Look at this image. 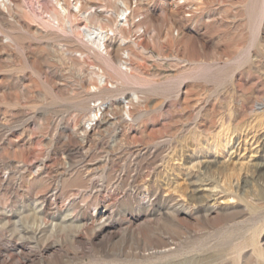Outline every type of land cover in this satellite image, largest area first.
<instances>
[{"label": "rangeland", "instance_id": "obj_1", "mask_svg": "<svg viewBox=\"0 0 264 264\" xmlns=\"http://www.w3.org/2000/svg\"><path fill=\"white\" fill-rule=\"evenodd\" d=\"M263 110L264 0H0V264H264Z\"/></svg>", "mask_w": 264, "mask_h": 264}, {"label": "bare ground", "instance_id": "obj_2", "mask_svg": "<svg viewBox=\"0 0 264 264\" xmlns=\"http://www.w3.org/2000/svg\"><path fill=\"white\" fill-rule=\"evenodd\" d=\"M4 6H5V4H4ZM62 8H63V7H62ZM60 10H61V9H60ZM64 10H65V9H64ZM190 11H191V10H190ZM60 12H62V11H60ZM203 12H204V11H203ZM62 13H63V12H62ZM196 13H198V12H196ZM189 14H190V13H189ZM191 14H192V13H191ZM191 14H190V15H191ZM198 14H199V13H198ZM202 14H203V13H202ZM190 15H189V16H190ZM192 15H193V14H192ZM204 15H205V14H204ZM93 16H94V15H93ZM219 16H221V15H219ZM65 17H66V16H65ZM221 17H223V16H221ZM58 18H59V16L55 14V18H54V19H56V20L58 21ZM84 18H85V17H84ZM87 19H88V18H87ZM87 19H86V20H87ZM211 19H212V18H211ZM48 20H49V19H48ZM98 20H99V19H97V21H98ZM229 20H230V19H229ZM50 21H52V20H50ZM204 21H205V20H204ZM225 21H227V20H225ZM54 22H55V21H54ZM100 22H101V20H100ZM100 22H99V25H100V24L102 25V23H100ZM127 22H129V20H128ZM228 22H229V21H228ZM51 23H52V22H51ZM144 23H145V22H144ZM219 23H220V22H219ZM115 24H116V23H115ZM138 24H139V23H138ZM57 25H58V24H57ZM140 25H142V24H140ZM87 26H88V25H87ZM116 26H117V25H116ZM118 26H119V25H118ZM230 26H231V25H230ZM88 27H89V26H88ZM113 27H114V26H113ZM237 27H238V26H237ZM57 28H58V27H57ZM79 28H80V27H79ZM86 28H87V27H86ZM104 28H105V27H104ZM129 28H130V27H129ZM69 29H70V28H69ZM82 29H83V28H82ZM89 29H92V27L89 28ZM106 29H107V27H106ZM106 29H105V31H106ZM124 29H125V28H124ZM108 30H109V29H108ZM163 30H164V29H163ZM80 31H81V30H80ZM80 31H79V32H80ZM93 31H94V30H93ZM117 31H118V30H117ZM125 31H126V30H125ZM157 31H158V30H157ZM71 32H72V31H71ZM73 32H75V31H73ZM90 32H91V31H90ZM94 32H95V31H94ZM103 32H104V30H103ZM126 33H127V32H126ZM167 33H168V32H167ZM77 34H78V33H77ZM100 34H101V33H100ZM118 34H119V32H118ZM118 34H117V35H118ZM158 34H159V31H158ZM169 34H170V33H169ZM84 35H85V34H83V36H84ZM88 35H89V33H88ZM88 35H87V36H88ZM94 35H95V34H94ZM97 35H99V34H97ZM105 35H106V33H105ZM107 35H108V34H107ZM114 35L116 36V34H114ZM160 35H161V34H160ZM177 35H178V34H177ZM74 36H75V35H74ZM91 36H92V35H91ZM158 36H159V35H158ZM168 36H169V35H168ZM75 37H76V36H75ZM77 37H78V36H77ZM159 37H160V36H159ZM163 37H164V36H163ZM83 38H84V37H83ZM89 38H90V37H89ZM93 38H94V37H93ZM120 38H121V37H120ZM157 38H158V37H157ZM167 38H169V37H167ZM80 39H81V38H80ZM86 39H87V38H86ZM170 39H171V38H170ZM170 39H169V41H166V42H168V43H169V42H172V40L170 41ZM73 40H74V39H73ZM73 40H71V41H73ZM126 40H127V39H125L124 41H126ZM165 40H166V39H165ZM74 41H75V40H74ZM158 41H159V40H158ZM67 42H69V41H67ZM86 42L88 43V40H87ZM91 42H93L97 47H101V46H103V47H104L103 49H105V50H106V47L109 46L110 51L108 52V55H109L108 58H109L111 64H112V62H115L116 60H118V58L120 59L119 52H120V51L123 52V50L125 49V48H123V47L121 48V46H120V47H118V46H114V44H111V43H108V42L105 43V42H104V38H103L102 35H101L97 40H94V41H91ZM159 42H160V41H159ZM164 42H165V41H164ZM184 42H186V41H184ZM136 43H137V42H136ZM68 44H69V43H68ZM89 44H90V43H89ZM91 44H92V43H91ZM91 44H90V45H91ZM166 44H167V43H166ZM122 45H123V44H122ZM185 45H186V44H185ZM70 46H71V45H70ZM91 46H92V45H91ZM140 46H141V45H140ZM162 46H163V45H162ZM164 46H166V45H164ZM189 46H190V45H189ZM214 46H215V45H214ZM166 47H167V46H166ZM183 47H184V46H183ZM190 47H191V46H190ZM70 48H72V47H70ZM138 48H139L138 50H140V47H138ZM141 48L143 49V47H141ZM168 48H170V47H168ZM180 48H181V47H180ZM184 48H185V47H184ZM193 48H194V47H193ZM217 48H218V47H216V49H217ZM100 49H101V48H99V50H100ZM186 49H187V48H186ZM214 49H215V48H214ZM226 49H227V48H226ZM232 49H234L233 46H232ZM232 49H231V50H232ZM71 50H73V49H71ZM180 50H181V49H180ZM188 50H189V49H188ZM234 50H235V49H234ZM69 51H70V50H69ZM96 51H97V50H96ZM101 51L103 52V50H101ZM124 51H125V50H124ZM189 51H191V50H189ZM189 51H188V52H189ZM73 52H75V51H73ZM102 52H101V53H102ZM125 52H126V51H125ZM138 52H139V51H138ZM170 52H171V50H170ZM183 52H184V51H183ZM186 52H187V50H186ZM188 52H187V53H188ZM192 52H193V51H192ZM249 52H250V51H249ZM98 53L100 54V52H98ZM106 53H107V52H106ZM106 53H105V54H106ZM194 53H195V52H194ZM233 53H234V52H233ZM233 53H232V54H233ZM138 54H140V53H138ZM196 54H197V53H196ZM228 54H229V53H228ZM249 54H250V53H249ZM251 54H252V53H251ZM74 55H75V54H74ZM77 55H79V54L77 53ZM95 55H96V54H95ZM100 55H101V54H100ZM129 55H131L130 52H129ZM158 55H159V54H158ZM181 55H182V54H181ZM253 55H255V54L253 53ZM72 56H73V55H72ZM104 56H105V55H104ZM124 56H125V55H124ZM126 56H127V55H126ZM160 56H162V54H161ZM174 56H175V55H174ZM184 56H185V55H184ZM218 56H219V55H218ZM78 57H79V56H78ZM137 57H138V56H137ZM180 57H182V56H180ZM180 57H179V58H180ZM185 57H186V56H185ZM185 57H184V58H185ZM187 57H188V56H187ZM230 57H231V55H230ZM241 57H242V56H241ZM71 58H73V57H71ZM74 58H75V57H74ZM76 58H77V57H76ZM100 58H101V56H100ZM122 58H123V57H122ZM126 58H127V57H126ZM175 58H176V57H175ZM184 58H183L182 60H184ZM188 58H189V57H188ZM211 58H212V57H211ZM244 58H245V57H244ZM79 59H80V57H79ZM101 59H102V58H101ZM129 59H130V58H129ZM176 59H177V58H176ZM180 59H181V58H180ZM214 59H215V58H214ZM252 59H253V58H252ZM72 60H74V59H72ZM242 60H243V59H242ZM126 61H129V60H126ZM135 61H136V60H135ZM137 61H138V60H137ZM137 61H136V62H137ZM184 61H185V60H184ZM186 61H187V60H186ZM211 61H212V60H211ZM217 61H218V58H217ZM238 61H239V59H238ZM249 61H250V59H249ZM75 62H76V61H75ZM140 62H141V61H139V63H140ZM206 62H208V61H206ZM209 62H210V61H209ZM209 62H208V63H209ZM124 63H125V62H124ZM139 63H138V64H139ZM143 63H144V62L142 61L141 64H140V66H141ZM208 63H206V64H208ZM211 63H212V62H211ZM246 63H247V62H246ZM113 64H115V63H113ZM113 64H112V66H113ZM119 64H120V63H119ZM130 64H131V63H130ZM103 65H104V64H103ZM107 65H108V64H107ZM124 65H125V64H124ZM131 65H132V64H131ZM143 65H144V64H143ZM212 65H213V64H212ZM105 66H106V65H105ZM135 66H136V65H135ZM209 66H210V64H209ZM124 67H125V66H124ZM133 67H134V66H133ZM118 68H120V67H118ZM125 68H126V67H125ZM125 68H124V69H125ZM103 69H104V68H103ZM141 69H142V68H141ZM144 69H146V68H144ZM244 69H245V68H244ZM107 70H108V71H112V70H109V69H107ZM122 70H123V69H122ZM122 70H119V71L121 72ZM125 70H126V69H125ZM138 70H139V69H138ZM113 71H114V70H113ZM113 71H112V72H113ZM142 71H143V70H142ZM145 71H146V70H145ZM103 72H104V71H103ZM126 72H127V71H126ZM132 72H133V71H132ZM138 72H139V71H138ZM115 73H116V72H115ZM115 73H114V74H115ZM123 73H124V70H123ZM129 73H130V69H129ZM141 73H142V72H141ZM141 73L139 72L138 74H140V76H141ZM245 73H246V70H245ZM109 74H110V72H109ZM111 74H113V73H111ZM93 75H94V74H93ZM104 76H105V75H104ZM123 76H124V75H123ZM247 77H248V76H247ZM100 78H103V77L100 76ZM120 78H121V77H120ZM120 78H119V79H120ZM130 78H132V76H131ZM122 79H123V77H122ZM126 79H127V78H126ZM248 79H249V78H248ZM123 80H124V79H123ZM183 80L185 81V79H183ZM124 81H125V80H124ZM100 82H101V80H100ZM110 82H111V81H110ZM110 82L107 81V83H110ZM101 83H102V82H101ZM104 83H105V82H104ZM155 83H156V82H155ZM99 84H100V83H99ZM111 84H112V83H111ZM111 84H110V86H111ZM151 84H152V83H151ZM188 85H189V83H188ZM188 85H186V86H188ZM190 85H191V84H190ZM90 86H91V88H92L93 85H90ZM104 86H106V85H104ZM107 86H108V85H107ZM107 86H106V87H107ZM113 86L116 87V85H113ZM147 86H148V85H146L145 87H147ZM150 86H151V85H150ZM150 86H148V88H149ZM186 86H185V88H186ZM140 87H142V86H140ZM152 87H153V86H152ZM178 87H179V85H178ZM180 87H181V86H180ZM188 87H189V86H188ZM107 88H108V87H107ZM150 88H151V87H150ZM194 88H195V86H194ZM94 89H95V88H94ZM134 89H135V88H134ZM177 89H178V88H177ZM187 89H188V88H187ZM90 90H91V89H90ZM102 90H104V89H102ZM135 90H136V89H135ZM147 90H148V89H147ZM150 90H151V89H150ZM251 90H252V89H251ZM141 91H142V90H141ZM185 91H187V90L185 89ZM98 92H99V91H98ZM134 92H135V91H134ZM137 92H139V91L137 90ZM181 92H182V91H181ZM250 92H251V91H250ZM252 92H253V90H252ZM86 93H87V92H86ZM123 93H124V92H123ZM128 93H129V92H128ZM135 93H136V92H135ZM227 93H228V92H227ZM229 93H230V92H229ZM137 94H138V93H137ZM178 94H179V93H178ZM183 94H184V92H183ZM225 94H226V93H225ZM242 94H243V93H242ZM242 94H241V95H242ZM244 94H245V93H244ZM251 94H252V93H251ZM251 94H250V95H251ZM99 95H100V94H99ZM103 95H104V94H102L101 96H103ZM134 95H135V94H134ZM202 95H204V91H203V94H202ZM205 95H206V94H205ZM235 95H236V94H235ZM237 95L240 96V94H237ZM246 95H247V94H246ZM90 96H91V98L93 97V95H90V94H89L88 98H90ZM199 96H200V93H199ZM86 97H87V96H85V97H83V98H86ZM189 97H190V96H189ZM191 97H193V96L191 95ZM201 97L203 98L204 96H201ZM241 97H243V96H241ZM241 97H240V98H241ZM244 97H245V96H244ZM118 98H119V97H118ZM144 98H145V97H144ZM183 98H184V97H183ZM185 98H186V97H185ZM193 98H194V97H193ZM196 98H198V97H196ZM202 98H201V102L203 101ZM206 98H207V97H206ZM86 99H87V98H86ZM114 99H115V98H114ZM139 99H140V98H139ZM186 99H187V98H186ZM83 100H84V99H83ZM97 100H98V98H97ZM97 100H95V101H97ZM140 100H141V99H140ZM241 100H242V99H241ZM87 101H89V99H88ZM98 101H99V100H98ZM104 101H105V100H104ZM104 101H103V102H104ZM129 101H130V100H129ZM143 101H144V100H143ZM146 101H147V100H145L144 102H146ZM199 101H200V99H199ZM205 101H206V100H205ZM242 101H243V100H242ZM83 102H84V101H83ZM101 102H102V100H101ZM101 102H100V103H101ZM141 102H142V101H141ZM141 102H140V104H142ZM201 102H200V103H201ZM240 102H241V101H240ZM100 103H99V104H100ZM183 103H184V102H183ZM191 103H193V102H191ZM194 103H195V101H194ZM194 103H193V104H194ZM252 103H253V100H252ZM96 104H98V103H96ZM120 104H121V103H120ZM145 104H146V103H145ZM206 104H207V103H206ZM250 104H251V102H250ZM261 104H262V103H261ZM116 105H117V104H116ZM143 105H144V104H143ZM146 105H147V104H146ZM184 105H187V104H184ZM102 106H104V105H102ZM102 106H101V107H102ZM109 106H110V105H109ZM119 106H120V105H119ZM187 106H188V105H187ZM191 106H192V105H191ZM191 106H188V107H191ZM235 106H236V105H235ZM121 107H122V106H121ZM126 107H128V106L126 105ZM139 107H141V106H139ZM203 107H204V106H203ZM237 107H238V106H237ZM247 107H248V105H247ZM250 107H251V106H250ZM260 107H261V105H260ZM106 108H107V107H106ZM114 108H115V107H114ZM124 108H125V107H124ZM131 108H132V107H131ZM194 108H195V107H194ZM219 108H220V107H219ZM110 109H111V108H110ZM116 109L118 110L119 108L117 107ZM140 109H141V108H140ZM188 109H189V108H188ZM200 109H201V108H200ZM210 109H211V108H209V110H210ZM242 109H243V108H242ZM256 109H257V108H256ZM97 110H98V109H97ZM104 110H105V109H104ZM135 110H136V109H135ZM185 110H186V109H185ZM217 110H218V109H217ZM217 110L215 109L213 112H215V111H217ZM238 110H239V109H238ZM257 110H258V109H257ZM102 111H103V110H102ZM106 111H107V110H106ZM143 111H144V110H143ZM187 111H188V110H187ZM211 111H212V110H211ZM242 111H243V110H242ZM253 111H254V110H253ZM263 111H264V110H263ZM107 112H108V111H107ZM107 112H106V113H107ZM111 112H112V111H111ZM120 112H121V111H120ZM124 112L126 113V111H124ZM127 112H128V111H127ZM136 112H137V111H136ZM145 112H146V111H145ZM189 112H190V111H189ZM191 112H192V111H191ZM196 112H197V111H196ZM247 112H248V111H247ZM257 112H258V111H257ZM102 113H103V112H102ZM125 113H124V114H125ZM207 113H210V112L207 111ZM211 113H212V112H211ZM234 113H235V112H234ZM242 113L245 114V112H242ZM242 113H240V114H242ZM99 114H100V113H99ZM109 114H110V113H109ZM135 114H137V113H135ZM187 114H188V113H187ZM199 114H200V111H199ZM213 114H215V113H213ZM216 114H218V113H216ZM216 114H215V115H216ZM240 114H238V115H240ZM247 114H248V113H247ZM253 114H254V113H253ZM95 115H97V113H96ZM120 115H121V114H120ZM185 115H186V114H184V116H185ZM210 115H211V114H210ZM222 115H223V114H222ZM224 115H225V114H224ZM230 115H231V114H230ZM233 115H234V114H233ZM235 115H236V114H235ZM254 115H255V114H254ZM109 116H110V115H109ZM116 116H117V115H116ZM133 116H135V115H133ZM137 116H138V114H137ZM187 116H188V115H187ZM191 116H192V115H191ZM205 116H207L206 113H205ZM213 116H214V115H213ZM219 116H220V115H219ZM219 116H218V117H219ZM226 116H227V114H226ZM236 116H237V115H236ZM252 116H253V115H252ZM89 117H90V115H89ZM135 117H136V116H135ZM174 117H175V116H174ZM203 117H204V116H202V118H203ZM221 117H223V116H221ZM232 117H233V116H232ZM242 117H244V116H242ZM242 117H240V118H242ZM246 117H247V116H246ZM105 118H106V117H105ZM137 118H138V117H137ZM179 118H180V117H179ZM184 118H186V117H184ZM204 118H205V117H204ZM204 118H203V119H204ZM207 118H208V117H207ZM229 118H230V117H229ZM234 118H235V117H234ZM234 118H232V119H234ZM97 119H98V116H97ZM117 119H118V118H117ZM132 119H133V118H132ZM175 119H176V118H173V120H175ZM196 119H197V118H196ZM215 119H217V117H215ZM232 119H231V120H232ZM238 119H239V118H238ZM118 120H119V119H118ZM182 120H184V119L182 118ZM218 120H219V119H218ZM235 120H237V119L235 118ZM241 120H242V119H241ZM92 121H94V120H92ZM95 121H96V120H95ZM98 121H100V119H99ZM105 121H106V120H105ZM123 121H125V120H123ZM184 121H186V120H184ZM187 121H188V120H187ZM205 121H206V120H205ZM224 121H225V120H224ZM226 121H227V120H226ZM263 121H264V120H263ZM102 122H103V121H102ZM108 122H109V121H108ZM126 122H127V121H126ZM180 122H181V121H180ZM206 122H207V121H206ZM218 122H219V121H218ZM229 122H230V121H229ZM234 122H235V121H234ZM112 123H113V122H112ZM122 123H123V122H122ZM124 123H125V122H124ZM127 123H128V122H127ZM134 123H136V122H134ZM171 123H172V122H171ZM187 123H188V122H187ZM187 123H186V124H187ZM194 123H195V121H194ZM210 123H211V122H210ZM220 123H221V122H220ZM256 123H257V122H256ZM94 124H95V123H94ZM100 124H101V123H100ZM114 124H115V122H114ZM129 124H130V123H129ZM131 124H132V123H131ZM131 124H130V125H131ZM182 124H183V122H182ZM186 124H185V125H186ZM195 124H196V123H195ZM206 124H207V123H206ZM218 124H219V123H218ZM233 124H234V123H233ZM260 124H261V123H260ZM260 124H259V126H260ZM96 125H97V123H96ZM112 125H113V124H112ZM124 125H125V124H124ZM178 125H179V124H178ZM201 125H203V123H202ZM215 125L217 126V124H215ZM221 125H222V124H221ZM224 125H225V124H224ZM224 125H223V126H224ZM231 125H232V124H231ZM256 125H257V124H256ZM263 125H264V124H263ZM104 126H105V125H104ZM109 126H110V125H109ZM135 126H136V125H135ZM141 126H142V125H141ZM207 126H208V125H207ZM234 126L237 127V125H234ZM252 126H253V125H252ZM90 127H91V126H90ZM107 127H108V124H107ZM114 127H115V126H114ZM121 127H122V126H121ZM204 127H205V126H204ZM224 127H225V126H224ZM239 127H240V126H239ZM260 127H261V126H260ZM133 128H134V127H133ZM136 128H137V127H136ZM142 128H143V127H142ZM183 128H184V127H183ZM195 128H196V127H195ZM198 128H199V127H198ZM198 128H197V129H198ZM208 128H209V127H208ZM220 128H221V127H220ZM80 129H81V128H80ZM86 129H87V128H86ZM100 129H101V128H100ZM100 129H99V130H100ZM103 129H105V128L103 127ZM106 129H107V128H106ZM111 129H112V126H111ZM121 129H122V128H121ZM138 129H139V128H138ZM204 129H205V128H204ZM212 129H213V127H212ZM84 130H85V129H84ZM122 130H123V129H122ZM128 130H129V129H128ZM172 130H174V129H172ZM178 130H179V129H178ZM215 130H216V129H215ZM215 130L213 129V131H215ZM82 131H83V130H82ZM89 131H90V130H89ZM93 131H94V130H93ZM102 131H103V130H102ZM110 131H111V130H110ZM110 131H109V132H110ZM125 131H127V130H125ZM209 131H210V130H209ZM211 131H212V130H211ZM216 131H218V130H216ZM253 131H254V129H253ZM84 132H85V131H84ZM97 132H98V131H97ZM123 132H124V131H123ZM123 132H122L121 134H123ZM128 132H130V131H128ZM145 132H147V131H145ZM153 132H154V131H153ZM177 132H178V131H177ZM180 132H182V131H180ZM194 132H195V131H194ZM249 132H250V130H249ZM79 133H80V132H79ZM101 133H102V132H101ZM113 133H115V131H114ZM124 133H125V132H124ZM147 133H148V132H147ZM151 133H152V132H151ZM209 133H212V132H209ZM209 133H208V135H209ZM229 133H230V132H229ZM229 133H228V134H229ZM253 133H254V132H253ZM259 133H260V132H259ZM80 134H81V133H80ZM85 134H86V133H85ZM87 134H88V133H87ZM121 134H120V135H121ZM153 134H154V133H153ZM165 134H166V133H165ZM174 134H175V133H174ZM222 134H223V133H222ZM232 134H233V133H232ZM250 134H251V132H250ZM262 134H263V133H262ZM82 135H84V134H82ZM93 135H94V134H93ZM96 135H97V134H96ZM144 135L146 136V134H144ZM147 135H148V134H147ZM159 135H160V134H159ZM166 135H168V134H166ZM172 135H173V134H172ZM210 135H211V134H210ZM215 135H216V133H215ZM230 135H231V134H230ZM254 135H257V134L254 133ZM110 136H111V135H110ZM110 136H109V137H110ZM123 136H124V135H123ZM170 136H171V135H170ZM249 136H250V135H249ZM251 136H252V135H251ZM119 137H121V136H119ZM126 137H127V136H126ZM140 137H142V136H140ZM143 137H144V136H143ZM146 137H147V136H146ZM159 137H160V136H159ZM163 137H164V136H163ZM163 137H161V138H163ZM217 137H218V136H217ZM217 137H215V138H217ZM222 137H223V136H222ZM222 137H221V138H222ZM225 137H226V135H225ZM255 137H256V136H255ZM257 137H258V136H257ZM257 137H256V138H257ZM81 138H82V137H81ZM94 138H95V137H94ZM116 138H117V137H116ZM122 138H123V137H122ZM169 138H170V137H169ZM174 138H175V137H174ZM198 138H199V137H198ZM227 138H228V137H227ZM244 138H245V136H244ZM249 138H250V137H249ZM87 139H88V138H87ZM110 139H111V138H110ZM113 139H114V138H113ZM119 139H120V138H119ZM119 139H118V140H119ZM125 139H126V138H125ZM125 139H124V141H125ZM207 139L210 140L209 137H208ZM219 139H220V138H219ZM230 139H231V138H230ZM89 140H90V139H89ZM91 140H92V139H91ZM120 140H121V139H120ZM122 140H123V139H122ZM140 140H142V139H140ZM144 140H145V139H144ZM144 140H142V141L144 142ZM163 140L165 141V139H163ZM226 140H227V139H226ZM244 140H247V138L244 139ZM253 140H254V139H253ZM261 140H262V138H261ZM116 141H117V140H116ZM127 141H128V139H127ZM127 141H126V142H127ZM160 141H161V140H159V142H160ZM210 141H211V140H210ZM228 141H229V140H228ZM250 141H251V140H250ZM255 141H258V140H255ZM82 142H83V140H82ZM86 142H87V141H86ZM88 142H89V141H88ZM103 142H104V141H103ZM105 142H106V141H105ZM107 142H108V141H107ZM117 142H119V141H117ZM149 142H150V141H149ZM151 142H152V141H151ZM200 142L202 143V141H200ZM205 142H206V141H205ZM230 142H231V140H230ZM230 142H229V143H230ZM252 142H253V141H252ZM258 142H260V141H258ZM263 142H264V141H263ZM80 143H81V142H80ZM98 143H99V142H98ZM137 143H138V141H137ZM139 143H141V141H140ZM145 143H146V142H145ZM152 143H153V142H152ZM161 143H162V142H161ZM165 143H166V142H165ZM165 143H164V144H165ZM168 143H169V141H168ZM170 143H171V142H170ZM215 143H216V142H215ZM63 144H65V142H64ZM104 144H105V143H104ZM108 144H110V143H108ZM112 144H113V143H112ZM121 144H122V143H121ZM125 144H126V143H125ZM134 144H135V143H134ZM210 144H212V143H210ZM86 145H87V144H86ZM123 145H124V144H123ZM139 145H140V144H139ZM143 145H144V144H143ZM143 145H142V146H143ZM157 145H158V144H157ZM159 145H160V144H159ZM170 145H171V144H170ZM197 145H198V144H197ZM216 145H217V144H216ZM253 145H254V144H253ZM257 145H258V144H257ZM83 146H84V145H83ZM83 146H82V147H83ZM98 146H99V145H98ZM127 146H128V145H127ZM131 146H132V145H131ZM144 146H145V145H144ZM194 146H195V145H194ZM211 146H212V145H211ZM99 147H100V146H99ZM102 147H103V146H102ZM102 147H101V149H102ZM104 147H105V146H104ZM108 147H109V146H108ZM136 147H137V146H136ZM136 147H135V149H136ZM148 147H149V146H148ZM151 147H152V146H151ZM195 147H196V146H195ZM213 147H214V145H213ZM77 148H79V147H77ZM97 148H98V147H97ZM111 148H112V147H111ZM138 148H141V147H138ZM155 148H156V147H155ZM168 148H169V147H168ZM219 148H220V147H219ZM219 148H218V149H219ZM256 148H257V147H256ZM258 148H259V147H258ZM74 149H75V148H74ZM83 149H84V148H83ZM121 149H122V147H121ZM156 149H157V148H156ZM198 149H199V148H198ZM201 149H202V148H201ZM218 149H217V150H218ZM249 149H250V148H249ZM261 149H262V148H260V150H261ZM113 150H114V149H113ZM127 150H128V148H127ZM127 150H125V151H127ZM217 150H216V152L219 151V150H218V151H217ZM224 150H225V149H224ZM245 150H246V149H245ZM254 150H255V149H254ZM123 151H124V149H123ZM128 151H129V150H128ZM138 151H139V150H138ZM143 151H144V150H143ZM143 151H141V152L143 153ZM145 151H146V150H145ZM196 151L198 152V150H196ZM203 151H204V150H203ZM203 151H202V152H203ZM107 152H108V151H107ZM113 152L115 153L116 151H113ZM121 152H122V151H121ZM146 152H147V151H146ZM150 152H151V151H150ZM150 152H149V153H150ZM214 152H215V151H214ZM219 152H220V151H219ZM263 152H264V151H263ZM83 153H84V152H83ZM110 153H112V150H111ZM119 153H120V152H119ZM128 153H129V152H128ZM137 153H139V152H137ZM203 153H204V152H203ZM203 153H202V154H203ZM252 153H253V152H252ZM254 153H255V152H254ZM254 153H253V154H254ZM126 154H127V153H126ZM215 154H216V153H215ZM215 154H214V155H215ZM258 154H260V153H258ZM116 155H117V153H116ZM119 155H120V154H119ZM119 155H118V156H119ZM139 155H141V154H139ZM194 155H195V153H194ZM205 155H206V154H204V156H205ZM216 155H217V154H216ZM248 155H249V153H248ZM121 156H122V155H121ZM149 156H150V155H149ZM192 156H193V155H192ZM218 156H219V155H218ZM222 156H223V155H222ZM116 157H117V156H116ZM122 157H124V155H123ZM152 157H153V156H152ZM154 157H155V155H154ZM227 157H228V156H227ZM257 157H258V156H257ZM99 158H100V157H99ZM108 158H109V156H108ZM108 158H107V159H108ZM113 158H114V157H113ZM215 158H216V157H215ZM228 158H229V157H228ZM244 158H245V157H244ZM124 159H125V158H124ZM124 159H123V160H124ZM132 159H133V158H132ZM202 159H203V158H202ZM213 159H214V158H213ZM230 159H232V158H230ZM237 159H238V157H237ZM242 159H243V158H242ZM242 159H241V160H242ZM246 159H247V158H246ZM248 159H249V158H248ZM101 160H102V159H101ZM104 160H105V159H104ZM126 160H127V158H126ZM126 160H125V161H126ZM211 160H212V159H211ZM218 160H219V159H218ZM218 160H217V161H218ZM235 160H236V159H235ZM95 161H97V160H95ZM107 161H108V160H107ZM119 161H120V160H119ZM221 161H222V159H221ZM236 161H237V160H236ZM246 161H247V160H246ZM127 162H128V161H127ZM209 162H210V161H209ZM105 163H106V162H105ZM193 163H194V161H193ZM193 163H192V164H193ZM202 163H203V162H202ZM207 163H208V162H206V163H204V164H207ZM214 163H215V162H214ZM251 163H252V162H251ZM113 164H116V163H113ZM117 164H119V163H117ZM125 164H126V163H125ZM198 164H199V163H198ZM237 164H238V162H237ZM249 164H250V163H249ZM260 164H261V163H260ZM103 165H107V164H103ZM180 165H181V164H180ZM195 165H196V164H195ZM217 165H218V164H217ZM228 165H229V164H228ZM254 165H255V164H254ZM256 165H257V164H256ZM256 165L254 166L255 168H256ZM258 165H259V164H258ZM258 165H257V166H258ZM263 165H264V164H263ZM42 166H43V165H42ZM124 166L126 167V165H124ZM124 166H123V167H124ZM191 166H192V165H191ZM207 166H208V165H207ZM209 166H210V165H209ZM261 166H262V165H261ZM111 167H112V166H111ZM183 167H184V166H183ZM189 167H190V166H189ZM194 167H195V166H194ZM194 167L192 166V168H194ZM252 167H253V166H252ZM254 167H253V168H254ZM175 168H177V167H175ZM200 168H201V167H200ZM218 168H219V166H218ZM257 168H258V167H257ZM182 169H183V168H182ZM182 169H181V170H182ZM215 169H216V168H215ZM177 170H178V169H177ZM177 170H176V171H177ZM196 170H197V169H196ZM244 170H245V169H244ZM244 170H243V172H245ZM190 172H192V171H190ZM190 172H189V173H190ZM171 173H172V172H171ZM198 173H199V172H198ZM261 173H262V172H261ZM190 174H191V173H190ZM203 174H204V173H203ZM246 174H247V173H246ZM175 175H176V174H175ZM201 175H202V174H201ZM241 175H242V174H241ZM237 176H238V174H237ZM237 176H236V177H237ZM246 176H247V175H246ZM148 177H149V176H148ZM173 177H175V176H173ZM196 177H197V176H196ZM229 177H230V176H229ZM240 177H241V176H240ZM170 179H171V178H170ZM229 179H230V178H229ZM238 179H239V177H238ZM241 179H242V178H241ZM148 180H149V179H148ZM197 181H198V180H197ZM208 182H209V181H208ZM208 182H207V183H208ZM202 183H203V182H202ZM146 184H147V183H146ZM205 184H206V182H205ZM206 185H207V184H206ZM164 186H165V185H164ZM203 186H204V185H203ZM194 187H195V186H194ZM196 187H197V186H196ZM204 187H205V186H204ZM192 188H193V187H192ZM198 188H199V187H198ZM201 188H202V187H201ZM211 188H212V187H211ZM215 188H216V187H215ZM196 189H197V188H196ZM203 189H204V188H203ZM205 189H206V187H205ZM207 189H208V188H207ZM56 190H57V189H56ZM216 190H217V189H216ZM201 191H202V190H201ZM217 191H218V190H217ZM217 191H215V192L217 193ZM48 192H49V191H48ZM189 192H190V191H189ZM202 192H203V191H202ZM210 192H211V191H210ZM213 192H214V191H213ZM213 192H212V193H213ZM222 192H223V191H222ZM56 193H57V192H56ZM174 193H175V192H174ZM184 193H185V191H184ZM194 193L196 194L195 191H194ZM218 193H219V192H218ZM189 194H190V193H189ZM201 194H202V193H201ZM45 195H46V194H45ZM180 195H181V194H180ZM210 195H211V194H210ZM42 196H43V195H42ZM48 196H49V195H48ZM186 196H187V194H186ZM202 196H203V195H202ZM217 196H218V194H217ZM49 197H50V196H49ZM189 197H190V196H189ZM205 197H206V196H205ZM210 197H212V196H210ZM181 198H183V196H181ZM207 198H208V197H207ZM212 198H213V197H212ZM183 199H184V198H183ZM218 199H220V197H219ZM36 200H37V199H36ZM40 200H41V199H40ZM40 200H39V201H40ZM48 200H49V198H48ZM50 200H51V199H50ZM50 200H49V201H50ZM53 200H54V199H53ZM208 200H209V199H208ZM214 201L216 202V200H214ZM217 201H218V200H217ZM46 202H47V201L44 199V200H43V203H46ZM39 203H40V202H39ZM51 203H52V202H51ZM55 204H56V202H55ZM51 205H52V204H51ZM35 206H36V205H35ZM47 206H48V205H47ZM49 206H50V204H49ZM52 207H53V206H52ZM44 208H45V207H44ZM102 209H103V208H102ZM51 210H52V209H51ZM54 210H55V209H54ZM47 211L49 212V210H47ZM95 211H96V210H95ZM39 213H40V210H39ZM49 213H50V212H49ZM50 214H51V213H50ZM56 214H57V213H56ZM52 215H53V214H52ZM105 215H106V211H105V210H102V211H100V212L98 213L97 216H98V218H99V217H102V216L105 217ZM106 216H107V215H106ZM109 216H110V215H109ZM5 217H6V214H5ZM7 217H8V216H7ZM42 218H43V217H42ZM74 218H75V217H74ZM43 219H44V218H43ZM71 219H72V218H71ZM95 219H97V218H95ZM52 220H54V219H52ZM84 220H85V219H84ZM47 221H48V220H47ZM58 222H59V221H58ZM84 222H85V221H84ZM60 223H61V222H60ZM40 224H41V223H40ZM43 224H44V223H43ZM84 224H85V223H84ZM102 224H103V223H102ZM38 226H39V225H38ZM48 226H49V225H48ZM53 228H54V227H53ZM100 229H101V228H100ZM21 250H22V249H21ZM21 250H20V252H21ZM18 251H19V249H18Z\"/></svg>", "mask_w": 264, "mask_h": 264}]
</instances>
